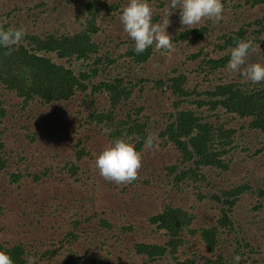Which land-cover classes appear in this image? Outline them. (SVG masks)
I'll use <instances>...</instances> for the list:
<instances>
[{
  "label": "trees",
  "instance_id": "1",
  "mask_svg": "<svg viewBox=\"0 0 264 264\" xmlns=\"http://www.w3.org/2000/svg\"><path fill=\"white\" fill-rule=\"evenodd\" d=\"M150 3L165 8L169 0ZM223 3L228 8L226 0ZM246 4L249 10L260 7V11L236 28L221 29L218 23L207 20L191 29L174 31L173 46L191 42L193 51L181 64L156 69L148 68L157 54L154 47L136 54L134 42L125 32L127 37L120 41V36L104 34L103 9L98 0L85 2V23L74 32L51 30L49 21H41L45 12L35 9L44 8L45 2L0 0V27L25 29L23 40L11 54L0 49L2 200H8L14 191L21 195L26 183H41L52 173V164L37 169L25 163L26 146L40 140L56 145L57 138H66L73 143V158L57 164V172L74 179L79 178L80 161L90 154L88 143L98 134L108 144L123 136L143 157L148 149L144 138L154 134L153 148H171L177 155L174 162L161 169L168 186L162 189L163 207L147 219L150 234L157 239L133 240L129 245L127 241L136 231L133 224L124 225L98 214L83 215L76 204L63 209L54 205L50 216L73 212L68 218L71 226L44 250L0 241V249L11 255L14 264H26L29 256L34 257V264H126L129 255L140 257L141 264L162 260L166 264H236L234 256H239L242 264L258 263L264 235L258 242L245 225L257 224L264 206V180L252 183L242 178L225 187L214 182L206 189L200 186L204 181L209 184L210 174L225 175L246 157L264 152V82L252 84L226 67L234 38L251 39L254 50L246 62H258L253 54L264 42V0H246ZM120 6L105 3L108 11L113 10V14H105L114 26ZM238 7H230L233 16ZM162 18L161 13L154 12V20ZM124 43L128 47L120 50ZM260 54L264 56V49ZM55 121L70 132L58 128ZM18 125L25 132L19 131ZM142 182L156 183L152 175ZM190 188L197 189L198 202L213 214L206 222H199V227V217L205 214L195 212L197 204L186 207L168 202L174 193ZM247 195L258 200L252 206L255 214L242 224L235 208ZM93 223L94 229H85ZM262 230L264 234V225ZM92 231L91 253L84 259L76 246ZM196 241L205 247V254L192 249Z\"/></svg>",
  "mask_w": 264,
  "mask_h": 264
},
{
  "label": "rangeland",
  "instance_id": "2",
  "mask_svg": "<svg viewBox=\"0 0 264 264\" xmlns=\"http://www.w3.org/2000/svg\"><path fill=\"white\" fill-rule=\"evenodd\" d=\"M36 2H45L44 8H37L35 11L41 14V21H49L48 28L51 30H58L59 32H74L82 28V23H85L86 12L83 8L85 2H91V0H34ZM100 8L101 22H103L106 35H113L119 41L127 37L123 31V27L120 24L119 16L120 12L126 6L125 3L128 0H98ZM121 3L119 10L117 11V18H115L116 26L111 24L110 16L105 14L110 12L113 14V10L108 11L105 7V3ZM154 12L161 13L165 18L166 12L169 14L170 24L167 28V32L172 35L176 30L184 29L185 27L179 23V9L175 11L169 9L168 5L165 8L157 7V3H150ZM169 4V3H168ZM228 8H224L223 18L214 23H218L221 29L236 28L240 23L246 22L254 12H259L260 7L249 10V5L246 4V0H226ZM58 5L57 7H55ZM239 6L237 13L233 16L230 7ZM47 11V12H46ZM174 11V12H172ZM103 13V14H102ZM210 19H202L197 25L205 23ZM41 23L38 24L40 26ZM264 39V37H263ZM191 42H183L180 46H173L170 53L161 54V51L156 50V55L151 59L150 67L160 69L162 66L170 65L171 63H182L186 57L193 51L190 47ZM128 47V43H124L120 50H125ZM264 49V42L257 48L253 56L258 59L259 62H264V56L260 54V51ZM249 57V56H248ZM159 59H163L164 62L160 63ZM180 63V64H181ZM61 128L65 132H70L68 128ZM16 127L19 131H24L21 127ZM97 132V131H96ZM92 135V133H91ZM56 145H51V142L46 140H40L39 143L26 146L27 150L23 154L26 165L33 168L44 167V165L52 164V173L41 183H26L25 188L21 190V195L17 192H13V195L8 200H2L0 197V241L10 243H24L27 246H33L34 248L46 249L50 245V242H54L62 238L63 233L68 229L70 223L68 222L69 216L73 214L69 210L65 212L56 213L54 216H50L49 212L54 209V205L61 206V209L65 207H71L76 204V209L83 212V215L98 214L101 217H108L112 221H117L124 225L133 224L136 228L134 234L131 233L129 245L133 240L137 241H153L157 238H153L150 234L151 227L147 223V219L150 215L159 212L163 207L162 195L163 190L168 188L167 183L163 182L165 179L161 169L164 165H169L176 160V153L171 148L155 147L153 149H146L144 151V157L142 160V167L138 171V181L136 183L120 184L116 185L113 182L104 180L95 168V158L108 145L106 139L102 135L95 136L89 143L90 154L85 156L80 161L79 178L74 179L63 176L57 172L62 160L72 159L74 151L71 147L73 143L66 138H57ZM254 150V149H253ZM59 155V156H58ZM243 155H246L245 153ZM233 166V170L225 175L212 173L208 176L209 184L204 181L200 184L201 189L208 188L211 182L216 186L225 187L228 183L240 182L242 178L246 181L256 183L260 180H264V152L257 157H246L244 163L239 162ZM56 165V166H55ZM55 166V167H54ZM152 175L155 178L156 183L144 184L142 180ZM220 184V185H219ZM197 189H188L179 193H174L172 199L168 202L174 201L180 203L186 207L191 204H197L195 212L205 214V217H199V222H206L213 214L208 209H204L194 192ZM78 199V200H77ZM77 200V201H76ZM258 197L254 196L250 198L249 195L245 196L239 201L235 208V216L242 224L250 221V215H254L252 212V206L257 202ZM3 206V209H2ZM5 206V207H4ZM257 217V224H246L245 228L249 235H256V239L260 242L262 235V227L264 225V206ZM64 216L66 220L64 221ZM99 218H96V222ZM96 224H92L91 227H85L94 229ZM99 234V232H96ZM127 233H130L127 231ZM94 231L88 236L80 239L77 243L76 250L78 255H82L84 259L90 256L91 242ZM262 241V240H261ZM257 243V242H256ZM229 246V244H228ZM198 248L200 254H205V247L196 241L193 244L192 249ZM104 253L107 251L104 249ZM123 257V255H121ZM109 257L112 258L111 255ZM109 259V258H108ZM115 260V259H114ZM112 260V263L116 261ZM126 264H141L143 261L140 257H132L129 255ZM242 264L241 262H239ZM153 264H166V261H156ZM264 264V250L258 256V263Z\"/></svg>",
  "mask_w": 264,
  "mask_h": 264
},
{
  "label": "clouds",
  "instance_id": "3",
  "mask_svg": "<svg viewBox=\"0 0 264 264\" xmlns=\"http://www.w3.org/2000/svg\"><path fill=\"white\" fill-rule=\"evenodd\" d=\"M169 9H179V23L188 29L193 28L202 19L219 21L223 18V0H169ZM172 11V12H174ZM154 12L150 0H128L123 8L119 21L123 31L134 42L133 51L142 54L146 49L154 47L161 54L170 53L173 48L172 36L167 32L170 24L169 14L161 21L153 19ZM25 36L23 27H0V49H6L5 54H11ZM253 49L251 39L234 38L227 61V69L239 74L252 84L264 82V62L247 63L248 56ZM156 137L148 134L144 138V147L153 148ZM142 152L134 143L123 136L115 138L95 158V168L106 181L129 184L138 178V171L142 167ZM239 264L240 257H233ZM0 264H14L11 255L0 249ZM26 264H34V257L29 256Z\"/></svg>",
  "mask_w": 264,
  "mask_h": 264
}]
</instances>
